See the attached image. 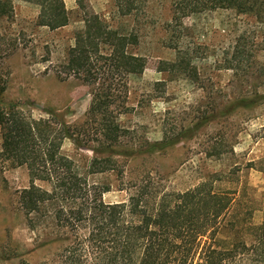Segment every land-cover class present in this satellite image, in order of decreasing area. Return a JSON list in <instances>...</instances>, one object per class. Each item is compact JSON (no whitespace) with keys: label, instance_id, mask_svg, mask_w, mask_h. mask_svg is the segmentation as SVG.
<instances>
[{"label":"rangeland","instance_id":"1","mask_svg":"<svg viewBox=\"0 0 264 264\" xmlns=\"http://www.w3.org/2000/svg\"><path fill=\"white\" fill-rule=\"evenodd\" d=\"M8 1L9 12L0 15L3 121L13 114L49 133L83 170L92 158L113 156L121 177L101 160L87 176L110 185L105 202L124 200L142 177L183 190L215 174L237 211L251 207L250 222L261 223L264 18L217 8L184 16L172 30L171 0H63L69 21L49 29L37 23V4ZM90 14L126 36L125 50L144 59L140 72H110L104 43L91 71L68 68L69 48ZM98 93L112 95L107 115L118 123L116 140L100 129V113L89 110ZM62 123L73 137L58 134ZM29 184L26 166L3 151L0 123V264L47 260L60 244L47 219L27 222L20 192ZM253 256L252 264H264Z\"/></svg>","mask_w":264,"mask_h":264},{"label":"trees","instance_id":"2","mask_svg":"<svg viewBox=\"0 0 264 264\" xmlns=\"http://www.w3.org/2000/svg\"><path fill=\"white\" fill-rule=\"evenodd\" d=\"M27 1L39 6V25L54 29L68 23L63 0ZM76 3L83 6L81 0ZM171 5L172 30L184 16L217 8L260 21L264 18V0H171ZM10 8L8 0H0V15ZM84 24L69 48L67 66L73 72L91 71L99 43L110 50L104 56L110 72L118 67L125 72L144 68L141 56L125 50L126 36L97 14L84 17ZM111 101L109 93L108 98L104 93L94 94L89 110L100 113V129L116 140L118 123L109 117ZM4 118H0L3 151L26 166L30 179L20 192L27 222L34 227L41 218L47 219L49 234L56 231L60 242L47 260H20L19 264H252L253 255L264 262V209L261 223L253 225L252 208L237 211L236 198L216 186L215 174L183 190L142 177L124 200L105 202L102 194L111 190L110 185L89 182L87 176L98 171L95 162L101 160L113 163L103 167L116 170L121 177L123 169L116 166L113 156L92 158L83 170L75 159L58 151L49 133L34 131L19 116ZM67 127L62 123L57 132L71 138ZM36 180L49 187L37 185Z\"/></svg>","mask_w":264,"mask_h":264}]
</instances>
